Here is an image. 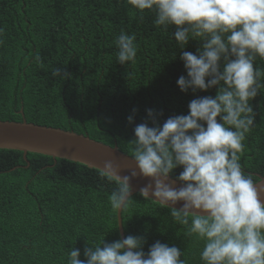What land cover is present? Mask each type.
Instances as JSON below:
<instances>
[{
	"label": "trees",
	"instance_id": "trees-1",
	"mask_svg": "<svg viewBox=\"0 0 264 264\" xmlns=\"http://www.w3.org/2000/svg\"><path fill=\"white\" fill-rule=\"evenodd\" d=\"M143 16L133 15L126 0H0V121L73 131L132 157L127 143L148 120L146 110L162 112V125L187 115L191 100L214 98L216 88L193 94L177 86L187 77L182 51L197 54L199 40L180 46L173 26L157 27L154 11ZM121 32L135 36L137 48L135 61L123 66L116 46ZM254 67L264 71V61L257 57ZM56 68L69 77H54ZM260 83L239 160L254 183L264 177V76ZM27 160L20 151L0 149V264H68L73 248L84 261L87 242L121 240L108 200L114 181L79 163L33 153ZM132 199L122 211L125 237L142 236L145 254L159 241L177 247L185 264H204V242L186 236L187 226L158 203L139 194Z\"/></svg>",
	"mask_w": 264,
	"mask_h": 264
},
{
	"label": "clouds",
	"instance_id": "clouds-1",
	"mask_svg": "<svg viewBox=\"0 0 264 264\" xmlns=\"http://www.w3.org/2000/svg\"><path fill=\"white\" fill-rule=\"evenodd\" d=\"M126 2L141 21L145 11H154L157 27L166 31L173 26L180 46L190 37L199 40L197 54L182 51L180 56L187 73L177 80L182 93L217 91L214 98L191 100L187 115L171 116L162 125V112L146 110L148 120L135 126V139L127 143L135 169L122 176L111 161L99 168L102 177L116 184L108 197L111 208L123 210L134 202L131 181L142 178L148 181L139 190L143 200L168 209L176 223L187 226L186 236L204 242V264H264V185L246 176L239 163L254 125L250 101L260 93L264 76L254 67L257 57L264 61V0ZM134 41L135 36L123 32L117 37L119 65L135 61ZM52 75L69 77L60 68ZM127 122L133 123L132 115ZM178 168L182 171L173 177ZM145 243L142 236L131 235L110 244L105 238L95 245L87 242L85 260L73 248L68 264H185L177 247L157 241L145 254Z\"/></svg>",
	"mask_w": 264,
	"mask_h": 264
},
{
	"label": "water",
	"instance_id": "water-1",
	"mask_svg": "<svg viewBox=\"0 0 264 264\" xmlns=\"http://www.w3.org/2000/svg\"><path fill=\"white\" fill-rule=\"evenodd\" d=\"M23 114L22 109L20 110ZM0 149L16 150L23 153V159L28 163L27 154H39L56 160H66L79 163L90 169L103 168L106 161H111L121 170L120 175H129V170L135 169L131 156L121 152L117 145L109 146L95 141L83 134L66 131L60 128L48 127L29 123L25 119L21 122L0 121ZM258 185H264V177L257 175ZM148 181L136 178L131 181L132 193L139 194V190ZM177 187L179 185L177 184ZM150 199H153L150 197ZM264 202V196H262ZM181 207L180 204L176 205ZM122 211H117V227L120 239L125 238Z\"/></svg>",
	"mask_w": 264,
	"mask_h": 264
}]
</instances>
